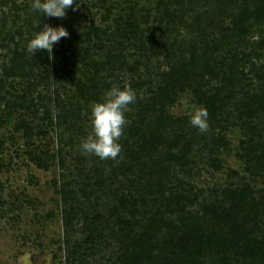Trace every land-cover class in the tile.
Masks as SVG:
<instances>
[{"label": "trees", "instance_id": "obj_1", "mask_svg": "<svg viewBox=\"0 0 264 264\" xmlns=\"http://www.w3.org/2000/svg\"><path fill=\"white\" fill-rule=\"evenodd\" d=\"M88 1L102 8L100 24L83 22L73 9L57 19L27 7V14L33 18L28 21L31 31L47 24L63 26L69 33L54 45L51 60L44 50L32 56L26 50V42L32 37L29 29L26 36L20 29L0 31V48L11 55L9 75L17 74V68L30 86L42 85L44 90L37 91L36 101L21 95L8 100L1 95L0 102L8 109H29L34 115L41 107L37 117L42 123L54 121L57 128L62 126L57 135L62 140L70 129L83 132L91 103L101 100L113 84L131 85L137 100L128 106L132 115L127 117L124 135L118 141L121 152L116 159H103L109 175L119 174L126 183V192L117 196L120 206L130 199L145 214L139 215V224L124 221L123 230L111 232L124 251L121 264H129L134 249L149 243L147 238L161 242L165 235H170L173 247L162 245L154 264H264V131L248 121L264 114V77H257V83L251 81L244 71L245 54L230 57L226 42L232 35L244 33L251 19L264 15V0H158L160 44L148 27L140 29L130 0H123L130 2L128 11H124L125 5L119 7V0ZM5 21L2 11L0 25ZM130 44L138 50V58L131 62L128 57L133 55L127 54ZM156 48L155 54L152 50ZM149 53L162 56L167 69L145 62ZM136 65L142 68L136 80L121 84L116 71L133 72ZM65 87L75 103L63 101L60 95ZM186 89L209 113L205 133L194 128L186 116L168 111L177 94ZM232 104L237 118L244 119L239 157L251 179L243 173L240 187L216 190L217 195L215 190L195 187V180L201 169L222 168L218 150L227 142L221 131L232 113ZM40 126L25 118L17 123L23 141L31 147L27 155L38 165L48 153H37L38 145L33 142L39 136L35 131L46 134ZM251 181H256L255 187ZM114 187L109 185L108 189ZM112 208L117 214L115 206ZM116 216V222L123 224L122 216ZM158 230L166 232L156 236Z\"/></svg>", "mask_w": 264, "mask_h": 264}, {"label": "rangeland", "instance_id": "obj_2", "mask_svg": "<svg viewBox=\"0 0 264 264\" xmlns=\"http://www.w3.org/2000/svg\"><path fill=\"white\" fill-rule=\"evenodd\" d=\"M2 1L5 4H0V18L3 11L6 23L4 26L0 25V31L6 32L10 28L11 32H15L20 29L26 36L28 21H33L27 14L30 0ZM77 1L74 8L83 17V22L93 20L95 24L101 23L102 8H97L88 0ZM130 2L134 7L132 16L140 22V29L148 27L160 44L162 30L156 22L161 17L160 11L156 10L158 0ZM129 3L119 0V7L123 8L125 5L124 11H128L126 5ZM224 21L229 22L226 18ZM250 22L244 33L234 34L226 42L231 49L230 57L235 53L239 58L242 53L245 54L246 59L242 58L247 64L244 71L250 75L251 81L257 83L261 78L259 76L264 77V15L258 20L251 19ZM28 32L32 35L34 33L30 29ZM2 36L1 32L0 37ZM152 51L156 54L158 49ZM127 54L133 55L128 57L130 62L137 59V47L127 45ZM9 58L11 55L7 54L6 49L0 48V96L5 95L8 100H14L21 95L26 100L34 97L36 101L37 91H44L42 85L30 86L17 68V74L9 75L12 72L8 66ZM143 60L153 68L167 69L162 56L155 57L149 53L148 58ZM141 69L140 65L138 69L136 65L133 72L125 69L116 71L117 78L119 77L121 84H128L130 79L136 80ZM53 87L56 88V84ZM60 96L64 102L75 103L66 87ZM195 107L200 105L194 101L191 91L186 89L177 94L176 100L168 106V111L174 116H186L189 119L190 112ZM233 107V104L229 106L232 113L221 131L227 140L218 150L222 168L207 171L201 169L200 175L196 177L195 187L215 190L217 193L216 190L219 189L240 187V175L243 173L251 179L243 171L245 163L239 157V140L243 139L244 119L237 118ZM41 109L38 107V114L34 115L29 109H8L4 102H0V264H121L124 251L111 236V232L123 230L124 221H129L132 226L139 224V215H145L143 210L137 208L130 199L120 206L117 196L126 192L123 190L126 183L122 177L119 174L109 175L104 167V160L79 150L81 139L90 134L89 121L81 128L84 129L83 132L70 129L63 133L60 140L57 135L62 126L57 128L54 121L42 123L37 117L41 115ZM130 113L128 107L125 111L126 119L132 115ZM21 118L41 125L39 128L46 132L41 134L35 131L39 136L33 138V142L38 145L37 153L48 152L42 156L45 158L42 165H38L27 155L31 147H27L17 128ZM248 121L264 131L263 113ZM251 182L255 187L256 181ZM109 185L116 189L109 190ZM242 193L248 197L246 192ZM112 206L118 210L117 214L112 211ZM116 215L122 216L123 224L116 222ZM166 230H158L156 236ZM151 240L147 238L149 243H143L134 249V258L129 264H154L162 245L168 246V249L173 247L170 235H165L161 242ZM140 258L142 260L139 262Z\"/></svg>", "mask_w": 264, "mask_h": 264}, {"label": "clouds", "instance_id": "obj_3", "mask_svg": "<svg viewBox=\"0 0 264 264\" xmlns=\"http://www.w3.org/2000/svg\"><path fill=\"white\" fill-rule=\"evenodd\" d=\"M76 0H30V10L41 15L61 19L67 10H75ZM68 31L63 26H49L34 32L26 42V50L31 54L44 50L48 59H53V47L61 38H66ZM137 100V93L131 85L121 87L113 84L107 89L103 98L93 101L89 109L90 134L81 139L79 150L84 154H92L100 159H116L122 149L118 142L124 135L127 126L125 111ZM209 113L203 106L195 107L189 115L190 124L200 133L209 129Z\"/></svg>", "mask_w": 264, "mask_h": 264}]
</instances>
